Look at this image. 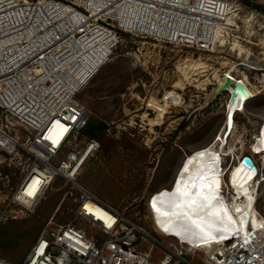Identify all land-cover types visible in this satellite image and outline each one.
Listing matches in <instances>:
<instances>
[{"label": "rangeland", "instance_id": "obj_1", "mask_svg": "<svg viewBox=\"0 0 264 264\" xmlns=\"http://www.w3.org/2000/svg\"><path fill=\"white\" fill-rule=\"evenodd\" d=\"M228 1L229 19L210 51L126 35L111 60L77 92V101L90 113L85 134L101 144L77 182L126 211L152 235L137 246L149 250L154 243V260L167 252L162 244L174 239L156 232L150 195L171 186L187 154L215 141L232 111L226 143L237 150L226 155L225 164L234 165L246 155L259 165L264 162L252 150L264 123V0ZM227 74L244 80L256 95L234 107L232 92L225 91L207 104L206 94ZM170 91L178 94V103L166 98ZM0 129L18 141L11 151L0 147V257L22 264L48 222L74 217L75 203L67 193L72 187L77 195L80 191L57 177L33 208L14 203L12 197L35 161L29 132L1 109ZM260 184L256 205L264 216V181ZM79 226L88 237L103 238L91 223ZM188 258L204 264L205 253Z\"/></svg>", "mask_w": 264, "mask_h": 264}, {"label": "built area", "instance_id": "obj_2", "mask_svg": "<svg viewBox=\"0 0 264 264\" xmlns=\"http://www.w3.org/2000/svg\"><path fill=\"white\" fill-rule=\"evenodd\" d=\"M230 10L228 0H0V109L27 129L35 161L12 201L33 208L57 177L80 191L77 195L72 187L67 193L74 217L48 222L22 264H194L188 256L201 251L204 264H264L262 227L251 231L248 247L229 241L209 248L154 225L174 239L162 244L167 252L154 260V243L149 250L137 246L152 235L77 182L101 148L84 133L90 113L77 92L111 60L126 35L210 51ZM257 167L264 171V162ZM84 221L103 238L88 237L79 226ZM0 264L14 263L0 257Z\"/></svg>", "mask_w": 264, "mask_h": 264}, {"label": "bare ground", "instance_id": "obj_3", "mask_svg": "<svg viewBox=\"0 0 264 264\" xmlns=\"http://www.w3.org/2000/svg\"><path fill=\"white\" fill-rule=\"evenodd\" d=\"M234 79L244 83L250 98L254 95V90L244 80ZM217 81L222 84L225 77ZM230 92L234 107L250 99L235 93L234 85L230 87ZM166 98H172L177 103L180 99L174 91L168 92ZM232 116L233 111L227 128L213 143L186 155L170 187L161 188L150 195L148 208L153 223L166 234L179 236L194 245L205 244L209 248H219V244L229 241L248 247L253 240L251 231L264 228V216L256 205L264 171L257 167V162H254L256 171H248L242 165L245 156L234 165L225 164L226 155L237 150L236 146L226 143L225 132L229 129V136L233 128ZM255 137L257 141L252 145V150L264 159V123ZM239 141L242 142L241 139ZM16 143L1 133V147L11 151Z\"/></svg>", "mask_w": 264, "mask_h": 264}, {"label": "water", "instance_id": "obj_4", "mask_svg": "<svg viewBox=\"0 0 264 264\" xmlns=\"http://www.w3.org/2000/svg\"><path fill=\"white\" fill-rule=\"evenodd\" d=\"M225 81H223L222 84H220L217 81L216 86L213 88L210 94H206V102L211 103L213 100H215L219 95L223 94L225 91H230V87L234 85V91L235 93L244 96L246 98H250V93L248 88L244 85V83L240 80L235 81L234 77L230 76L229 74L225 75ZM229 129L225 132V136L228 135ZM242 165L248 170L253 171L257 169L254 161L250 156H245L242 159Z\"/></svg>", "mask_w": 264, "mask_h": 264}, {"label": "trees", "instance_id": "obj_5", "mask_svg": "<svg viewBox=\"0 0 264 264\" xmlns=\"http://www.w3.org/2000/svg\"><path fill=\"white\" fill-rule=\"evenodd\" d=\"M86 132H87V130L85 129V130H84V133H86ZM90 136H91V135H90Z\"/></svg>", "mask_w": 264, "mask_h": 264}]
</instances>
